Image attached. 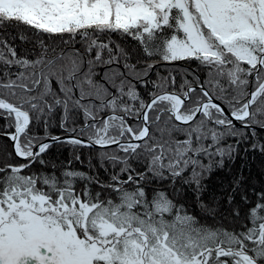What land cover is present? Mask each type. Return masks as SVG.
<instances>
[{
	"label": "snow or ice",
	"instance_id": "6c2138e0",
	"mask_svg": "<svg viewBox=\"0 0 264 264\" xmlns=\"http://www.w3.org/2000/svg\"><path fill=\"white\" fill-rule=\"evenodd\" d=\"M0 141V264H264V0H0Z\"/></svg>",
	"mask_w": 264,
	"mask_h": 264
},
{
	"label": "trees",
	"instance_id": "16d2710c",
	"mask_svg": "<svg viewBox=\"0 0 264 264\" xmlns=\"http://www.w3.org/2000/svg\"><path fill=\"white\" fill-rule=\"evenodd\" d=\"M21 31H23V29H21ZM14 34V33H12ZM112 35V39L115 40L117 43L122 44L129 52H133L134 50L139 49L138 44L133 41L131 38L129 37H121L119 34H111ZM43 39L46 40V42L52 43V44H59L60 43V38L59 37H53L51 39H49V37H47L46 35L42 37ZM67 38V37H65ZM14 43V45L17 47V51L19 54L23 55L25 53H27L29 55V57L31 58L32 53L29 51L32 47H33V41L30 39L29 43H23L21 42L19 39H16L15 41H12ZM61 47L63 45H60ZM77 47H79V44L76 45ZM38 51V50H37ZM182 67H187L190 70H199L201 76L203 77L204 72L202 69H197V64L196 62H190L189 64H182ZM164 67L162 66L160 68V71L163 73L164 72ZM153 79H155V74H153L152 76ZM151 89V86H149L148 89L145 88H140V91L142 93V95H146L147 91H149ZM41 134L43 132V130L41 129ZM53 134H58L59 133V129H52ZM3 143H7L6 141H0V144ZM80 154H81V159L84 161L83 164L73 161V169L75 170H81V171H86V172H90V174H94L90 171L89 167H88V157L94 156L97 149L93 148V149H88V148H84V149H80ZM254 157V158H253ZM47 159H49L50 161H53L57 164H60V162H67L70 158H71V152L70 149L68 147H62L59 145H53V147L49 150V152L47 153L46 156ZM243 163L246 164L247 167L245 168V175H249L251 177L252 183L257 187H261L262 185H264V156H261L258 153H250L248 156H246L244 158V160H237V163L235 165V168H239V165ZM92 164L96 165V170L99 172V176L102 180H107L108 177L105 174V172L103 171V169H101L99 167V162L94 158L92 160ZM41 170V166L39 164H35L33 165V168L30 169L29 171H40ZM43 171L45 172H51L52 169L49 168H45L43 169ZM60 169L58 168L56 170V174L59 175ZM229 179L228 174L225 171H221V170H216L215 172H213L211 174V176L209 178H207L204 183L208 186L207 191L205 193V199H208V197L212 196V195H221L222 189L226 186L227 181ZM162 187L166 188V184L165 185H161ZM177 187H181V185L179 184V182L177 183ZM77 188H83V183L82 182H77ZM93 190H98L96 188L95 185H93ZM183 191H184V196L181 198L182 202H185L186 204H190L191 205V210L193 211L194 214L199 215L198 210L195 207V203H194V196L191 192V190L188 188V186H183ZM169 194L171 195V192H169ZM211 223V221H209ZM225 225L227 227H232L233 225L228 224L227 221H225Z\"/></svg>",
	"mask_w": 264,
	"mask_h": 264
}]
</instances>
